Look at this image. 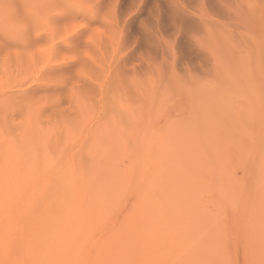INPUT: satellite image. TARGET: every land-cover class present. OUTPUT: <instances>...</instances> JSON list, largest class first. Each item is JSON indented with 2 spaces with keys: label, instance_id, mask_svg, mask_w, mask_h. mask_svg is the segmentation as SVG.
<instances>
[{
  "label": "rangeland",
  "instance_id": "374dc122",
  "mask_svg": "<svg viewBox=\"0 0 264 264\" xmlns=\"http://www.w3.org/2000/svg\"><path fill=\"white\" fill-rule=\"evenodd\" d=\"M263 155L264 0H0V181L135 208L127 264H254Z\"/></svg>",
  "mask_w": 264,
  "mask_h": 264
},
{
  "label": "bare ground",
  "instance_id": "6f19581e",
  "mask_svg": "<svg viewBox=\"0 0 264 264\" xmlns=\"http://www.w3.org/2000/svg\"><path fill=\"white\" fill-rule=\"evenodd\" d=\"M259 161L264 175V155ZM41 166L48 167L45 154ZM89 187L87 183L64 181L55 186L48 201V193L36 198L23 180L0 181V264H80L86 260V253L89 264H127L129 254L137 248L127 237L136 209L124 212L113 235L96 236L93 225L105 208L96 200L98 191L93 193ZM256 198L249 229L264 242V177ZM92 238L98 244L95 249L88 244ZM262 249L254 264H264V246Z\"/></svg>",
  "mask_w": 264,
  "mask_h": 264
},
{
  "label": "snow or ice",
  "instance_id": "6c2138e0",
  "mask_svg": "<svg viewBox=\"0 0 264 264\" xmlns=\"http://www.w3.org/2000/svg\"><path fill=\"white\" fill-rule=\"evenodd\" d=\"M66 7H69V6H66Z\"/></svg>",
  "mask_w": 264,
  "mask_h": 264
}]
</instances>
